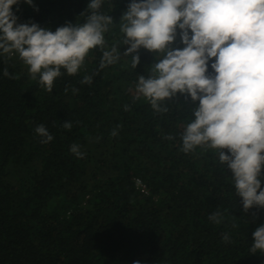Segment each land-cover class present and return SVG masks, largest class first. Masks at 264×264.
I'll list each match as a JSON object with an SVG mask.
<instances>
[{
	"label": "trees",
	"instance_id": "obj_1",
	"mask_svg": "<svg viewBox=\"0 0 264 264\" xmlns=\"http://www.w3.org/2000/svg\"><path fill=\"white\" fill-rule=\"evenodd\" d=\"M89 2L19 0L12 10L17 23L55 32L84 23ZM130 3L103 0L100 9L114 22L105 49L118 46L120 59L100 69L103 51L93 48L77 74L61 69L51 92L38 76L31 79L18 53L9 58L0 50V264H264V253L249 251L264 208L244 211L218 150L181 151L198 101L177 93L158 113L135 91L157 59L144 48L123 55L119 21ZM179 31L172 48L183 47ZM132 55L140 58L135 69ZM93 73L90 84L81 83ZM38 125L50 142L41 143ZM73 144L82 158L70 151ZM217 211L220 224L209 220Z\"/></svg>",
	"mask_w": 264,
	"mask_h": 264
},
{
	"label": "clouds",
	"instance_id": "obj_2",
	"mask_svg": "<svg viewBox=\"0 0 264 264\" xmlns=\"http://www.w3.org/2000/svg\"><path fill=\"white\" fill-rule=\"evenodd\" d=\"M18 3L0 0V50L9 58L18 53L31 79L38 76L46 91H52L61 69L70 76L77 74L93 48L103 51L100 69L120 59L118 46L105 49L104 34L114 22L100 12L103 0H90L84 23H67L55 32L36 23H17L12 6ZM24 3L32 6V0ZM119 24L121 45H128L125 57L140 48L156 54L157 62L147 78L138 76L135 89L155 112H167L164 101L177 93L198 101L191 108L193 119L180 135L181 151L190 153L198 146L218 150L244 211L264 208V0H131ZM177 29L182 48L171 47ZM139 62V55H132L133 69ZM3 74L9 76L7 69ZM95 75H85L81 83L90 84ZM63 127L71 129L72 124L65 122ZM35 132L43 137L41 143L53 139L43 125ZM70 151L84 156L77 144ZM209 220L220 224L223 215L217 211ZM222 239L229 241L228 234ZM252 241L250 253H264V224L252 233Z\"/></svg>",
	"mask_w": 264,
	"mask_h": 264
},
{
	"label": "built area",
	"instance_id": "obj_3",
	"mask_svg": "<svg viewBox=\"0 0 264 264\" xmlns=\"http://www.w3.org/2000/svg\"><path fill=\"white\" fill-rule=\"evenodd\" d=\"M137 180H139L141 182L139 185H137V183H136ZM135 184H136V188H138L140 190V192H142V193L147 192L146 185L142 182V180L140 178L135 179Z\"/></svg>",
	"mask_w": 264,
	"mask_h": 264
}]
</instances>
